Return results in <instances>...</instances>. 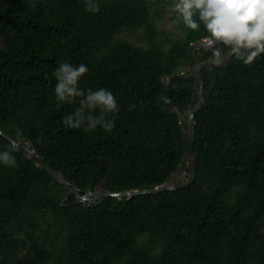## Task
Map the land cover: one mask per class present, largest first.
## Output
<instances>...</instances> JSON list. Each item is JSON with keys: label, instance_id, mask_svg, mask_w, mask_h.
<instances>
[{"label": "trees", "instance_id": "16d2710c", "mask_svg": "<svg viewBox=\"0 0 264 264\" xmlns=\"http://www.w3.org/2000/svg\"><path fill=\"white\" fill-rule=\"evenodd\" d=\"M99 5L91 13L84 0H0V130L32 141L82 194L153 190L185 157L170 100L185 113L198 87L194 76L174 80L169 98L162 79L182 74L190 45L207 34L180 22L183 35L163 43L162 14L148 0ZM141 31L147 47L122 37ZM196 55L212 59L211 49ZM62 61L87 65L81 88L113 92L119 111L108 117L110 132L63 125L80 98L55 99ZM202 74L196 178L177 191L78 203L0 136V150L17 160L0 164V264H264V53Z\"/></svg>", "mask_w": 264, "mask_h": 264}, {"label": "clouds", "instance_id": "9594fccd", "mask_svg": "<svg viewBox=\"0 0 264 264\" xmlns=\"http://www.w3.org/2000/svg\"><path fill=\"white\" fill-rule=\"evenodd\" d=\"M84 7L91 13L100 10L99 0H84ZM173 14V24L182 22L186 29L206 32L204 43L211 49L214 64H221L230 53L244 64L264 53V0H171L168 4ZM221 45L223 47H221ZM84 63L62 61L54 69L55 99L79 106L62 116L66 128L95 131L97 127L110 132L115 119L110 114L119 111L113 92L105 87L87 90L80 87V80L88 72ZM130 108L134 105H129ZM16 135H21L18 130ZM0 164L15 167L16 157L8 150H0Z\"/></svg>", "mask_w": 264, "mask_h": 264}, {"label": "water", "instance_id": "95a60500", "mask_svg": "<svg viewBox=\"0 0 264 264\" xmlns=\"http://www.w3.org/2000/svg\"><path fill=\"white\" fill-rule=\"evenodd\" d=\"M199 50L209 51L210 48L204 43V39L195 42L190 45L188 49V64L191 65L192 69L188 73H182L175 77L165 76L163 77V83L168 97H171L169 86L174 80L188 79L194 76L198 87L194 92V99L192 104L188 107L185 113H181L175 106L174 102L170 100L171 110L174 114L179 116L180 124L183 129L185 139V157L179 168L172 174V176L161 186L153 190H137L127 191L120 193L109 192L105 189H99L93 191L88 189L85 194H82L78 188H74L70 182L59 172L53 170L46 159L41 153L33 147L32 141L27 139L15 140L3 131L0 130V136L10 141L17 152L23 153L26 159H29L35 164L50 173V175L60 184H62L67 190L68 194H74L78 198V203L85 204H101L108 198H118L121 200L129 201L136 196H145L149 194H158L164 191H177L191 185L196 178V167L198 164V157L194 151L195 142V114L202 108L204 104V77L202 70L204 68L210 69L214 72V67L217 64L211 62L212 59L202 61L200 57L196 55ZM234 56L230 53L225 57L223 63L230 62ZM221 63V64H223ZM220 65V64H219ZM175 175L180 176L177 180L174 178ZM173 178V179H172Z\"/></svg>", "mask_w": 264, "mask_h": 264}, {"label": "rangeland", "instance_id": "374dc122", "mask_svg": "<svg viewBox=\"0 0 264 264\" xmlns=\"http://www.w3.org/2000/svg\"><path fill=\"white\" fill-rule=\"evenodd\" d=\"M151 13L153 15L162 14V18L157 21V28L159 33V41L165 42V40H177L183 35V30L180 25V22L172 23L174 16L168 8V4L171 0H148ZM122 37L130 39L133 43L138 46L147 47L148 43L144 40V31H141L138 34H132L125 32L122 34ZM165 48H168V45L165 44ZM183 73H188L192 67L190 64H187ZM176 180L180 176L175 175ZM173 179V178H172Z\"/></svg>", "mask_w": 264, "mask_h": 264}]
</instances>
